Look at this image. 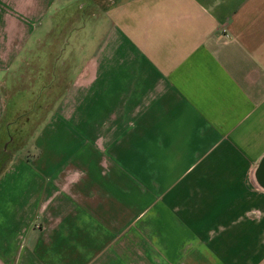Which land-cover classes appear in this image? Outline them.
<instances>
[{
    "label": "crops",
    "instance_id": "obj_1",
    "mask_svg": "<svg viewBox=\"0 0 264 264\" xmlns=\"http://www.w3.org/2000/svg\"><path fill=\"white\" fill-rule=\"evenodd\" d=\"M68 22L75 76L0 171V264H264V0H0V136Z\"/></svg>",
    "mask_w": 264,
    "mask_h": 264
},
{
    "label": "rangeland",
    "instance_id": "obj_2",
    "mask_svg": "<svg viewBox=\"0 0 264 264\" xmlns=\"http://www.w3.org/2000/svg\"><path fill=\"white\" fill-rule=\"evenodd\" d=\"M76 25L77 23L68 22L63 29L58 31L55 29L50 33L40 46L35 44L31 46L28 53L29 61L22 69L24 72L22 79H19V76L17 80L13 79L16 77L13 69L10 90L2 88L8 104L2 128L3 125H7L8 131L0 136V153L4 156L0 161L8 159V155L15 152L16 147L19 151L28 150L34 131L35 138L38 135L37 131L47 121L50 122L51 104H55L52 100L69 85L80 62L79 57L66 56L60 52L61 46L67 44L69 35ZM19 89L22 91L18 92ZM45 137L48 138V135Z\"/></svg>",
    "mask_w": 264,
    "mask_h": 264
},
{
    "label": "trees",
    "instance_id": "obj_3",
    "mask_svg": "<svg viewBox=\"0 0 264 264\" xmlns=\"http://www.w3.org/2000/svg\"><path fill=\"white\" fill-rule=\"evenodd\" d=\"M6 148V147H5ZM7 149V148H6ZM14 152H11L9 155H8V159H6V162H0V171H2L4 168H6V166L9 164V161H10V159H11V157H12V154H13ZM6 155H7V153H6Z\"/></svg>",
    "mask_w": 264,
    "mask_h": 264
},
{
    "label": "water",
    "instance_id": "obj_4",
    "mask_svg": "<svg viewBox=\"0 0 264 264\" xmlns=\"http://www.w3.org/2000/svg\"><path fill=\"white\" fill-rule=\"evenodd\" d=\"M260 174H261L260 179H261V181L263 182V185H264V161L261 164Z\"/></svg>",
    "mask_w": 264,
    "mask_h": 264
}]
</instances>
